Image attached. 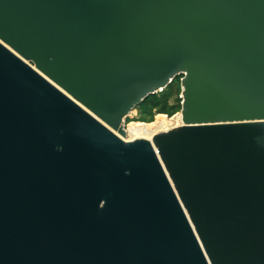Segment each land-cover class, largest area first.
<instances>
[{
  "label": "water",
  "instance_id": "95a60500",
  "mask_svg": "<svg viewBox=\"0 0 264 264\" xmlns=\"http://www.w3.org/2000/svg\"><path fill=\"white\" fill-rule=\"evenodd\" d=\"M0 264H264V0H0Z\"/></svg>",
  "mask_w": 264,
  "mask_h": 264
},
{
  "label": "rangeland",
  "instance_id": "374dc122",
  "mask_svg": "<svg viewBox=\"0 0 264 264\" xmlns=\"http://www.w3.org/2000/svg\"><path fill=\"white\" fill-rule=\"evenodd\" d=\"M180 79L181 76L175 77L166 88L149 96L129 113L124 123L128 140L150 139L158 131H165L180 123Z\"/></svg>",
  "mask_w": 264,
  "mask_h": 264
},
{
  "label": "bare ground",
  "instance_id": "6f19581e",
  "mask_svg": "<svg viewBox=\"0 0 264 264\" xmlns=\"http://www.w3.org/2000/svg\"><path fill=\"white\" fill-rule=\"evenodd\" d=\"M179 120H180V123L179 124H177V125H174L173 127H176V128H179L181 125H182V122H181V115L179 116ZM173 127H171V128H173ZM171 128H169V129H167V130H169L170 131V129ZM175 129V128H174ZM167 130H165V131H158L155 135H153L150 139H147V138H136V139H133V140H128L127 139V137H126V131H125V138H123V140H124V142H133V141H136V140H145V141H149V140H151V139H153L156 135H158V134H160V133H165V132H168ZM172 130V129H171Z\"/></svg>",
  "mask_w": 264,
  "mask_h": 264
},
{
  "label": "trees",
  "instance_id": "16d2710c",
  "mask_svg": "<svg viewBox=\"0 0 264 264\" xmlns=\"http://www.w3.org/2000/svg\"><path fill=\"white\" fill-rule=\"evenodd\" d=\"M148 98H149V97H147L146 99H148ZM146 99H145V100H146ZM145 100H144V101H145ZM144 101H143V102H144Z\"/></svg>",
  "mask_w": 264,
  "mask_h": 264
}]
</instances>
